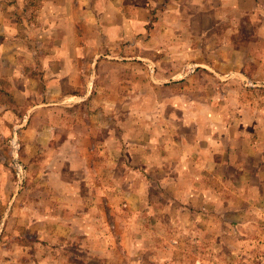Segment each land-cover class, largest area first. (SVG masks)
Instances as JSON below:
<instances>
[{
	"label": "rangeland",
	"instance_id": "1",
	"mask_svg": "<svg viewBox=\"0 0 264 264\" xmlns=\"http://www.w3.org/2000/svg\"><path fill=\"white\" fill-rule=\"evenodd\" d=\"M36 3L37 0L32 5ZM137 17L142 20V30L139 26L128 24L125 31L123 26L122 31H119L118 27L109 29L110 24L104 25L100 22L93 25L95 29L89 27L88 39L93 40L94 44L89 47L70 48L78 54L79 62L74 64L76 72L83 75L78 79H70L69 82H77L78 85H65V80L60 79L54 82L67 90L63 98L51 93L54 92L55 85L51 78L44 77L47 66H42L34 54H30L32 58L29 59L28 55L21 53V64L27 77L13 89L15 95L9 93L12 86L7 77L0 78V88H3L0 90V248L10 249L11 255L17 261L19 259L18 264H79L85 260H88L89 264H107L106 260L101 261V254L91 255L90 249L88 254L86 250L72 253L65 246L56 249V245L47 243L48 240L39 236L38 229L42 226V218H62L63 204L67 206L65 218L69 212H74V209L82 210V206L87 208L86 214H89V208L95 205L90 204L87 207L85 204H79L77 208L73 202L61 199L60 188L69 183L71 186L82 185V192L92 198H88V203H96V208L90 210L94 217L86 215V218H111L106 222L110 230H113V235L111 232L110 235L114 237L118 232L116 234L121 239L118 240L121 241V247L118 248L124 247L130 252L128 259L126 255L122 256L125 264H156L155 260L154 263L147 260L148 255L135 254L140 247L135 240L131 242L133 246L128 241L135 233V226L129 218H146L142 217L141 212H148V206L153 208L155 218H179L181 223L182 216H179L176 209L177 202L170 205V199L164 196L170 195L167 189L165 194L155 193L150 201L141 197L143 194L138 188L141 186V177L135 171L139 167L136 162H143L144 159L134 160V156H142V149L139 145H134L133 141H129L130 139H144L143 135L150 136L154 130V143L150 140L146 144L155 148L157 142L158 151L166 144L168 146L170 139L193 143L202 140L210 151L201 153V156L210 159L215 155L212 154L216 152L214 149L221 156H225L224 152H218L217 147L224 144L228 148L230 144L229 139L215 143V136L238 134L242 139L249 135L256 139L254 147L249 148L246 143L239 145L245 147V152H248V165L261 162L264 152V80L234 77L220 79L213 71L225 72L226 68L233 65L230 61L225 63L221 60L223 57L220 53L226 49L221 52V48L211 44L202 47L198 44V39L186 36L189 32L178 30L170 33L160 32L157 37L158 25L152 23L149 16L139 14ZM166 19L167 16L164 15L162 22H159L161 28H165L164 25L168 22ZM22 26L21 23L17 24L16 32L26 36ZM64 31L69 33L71 30L64 28ZM162 42L164 45L157 44ZM168 42L174 46L167 45ZM202 42L204 44L205 41ZM240 69L253 71V68L244 64ZM38 89V96H31ZM87 89L89 94L85 96ZM44 90L46 95L42 94ZM73 91L77 95L72 96ZM65 103L70 108L79 106L78 119L85 117L89 122V113L92 114L97 127L94 128L93 134L99 136L100 141L104 142L103 137L111 138L104 142L106 148L113 145L112 153L107 154L109 160H104V166L110 167V175L102 169L104 158L101 153L97 155L99 158L92 161L98 165V168L94 169L96 175L94 172L89 175V171L84 173L85 166L90 164V161L81 157L82 153L75 158L64 154V150L69 151L70 146L68 143H58L56 138L62 133L60 119L65 123L69 122V110L59 106ZM6 104L11 108L9 111L2 109L8 108ZM251 120L255 121L254 126H244ZM66 135L71 136L70 132ZM102 142H98L100 147L103 146ZM226 142L229 144H225ZM116 148L119 152L113 154ZM166 149L164 148V151ZM196 155L200 154L193 147L190 154V158L194 156L192 161ZM185 156L184 153L179 155L178 152H172L167 160L160 161V166L165 170L168 167L181 168V171L185 168L182 159ZM120 164L124 168L119 171ZM227 165L232 167L229 159ZM229 166L225 168L232 173L234 169ZM73 168L78 170L71 174L75 171ZM190 168L194 170L198 167L192 163ZM184 171L186 169L173 177L177 180L183 179L185 184L186 181L187 184H192L196 176L193 173L185 174ZM167 177L164 175L159 182H170ZM236 179L232 180L234 185L244 184ZM214 182L218 181H214L210 174L204 180L201 179V184L204 183L207 187L204 203L198 202V198L191 195L190 202L195 207L192 205L189 220H185L184 234L181 233L182 227L179 224L174 226V229L179 227L177 234L180 239L177 236L166 237L165 226L156 225L155 234L164 233L165 238L162 240L175 245L176 249L169 260L161 255L160 259L163 261L159 264H264L263 203H255L257 198L252 197L251 205L254 211L250 213L249 218L243 216L244 214L240 215L241 218L238 214L228 217L223 214L225 208L220 205V198L216 200L213 192L209 190L212 187L218 189ZM88 183L100 190L103 186L110 187L109 197L113 191L118 192V189H121V200L118 204L110 201V206L106 205L109 198L95 194L98 189L91 194L85 188ZM229 184L228 180L224 186L229 187ZM43 185L48 188L45 197H42L38 190ZM133 191L138 194L136 202L134 196L128 194ZM12 193L13 199L10 196ZM97 198L100 200L98 203ZM240 202L237 199L235 204ZM199 204L200 213L197 210ZM254 205H258L257 208ZM70 208L73 210L70 211ZM77 216L83 218L80 214ZM2 218L4 219L1 224ZM112 218H127L126 224L122 225ZM226 218L235 219L230 222ZM186 222H189V225H186ZM150 239L152 240L151 236ZM89 240L93 241L92 238ZM80 241L79 245L91 244V241Z\"/></svg>",
	"mask_w": 264,
	"mask_h": 264
},
{
	"label": "crops",
	"instance_id": "2",
	"mask_svg": "<svg viewBox=\"0 0 264 264\" xmlns=\"http://www.w3.org/2000/svg\"><path fill=\"white\" fill-rule=\"evenodd\" d=\"M34 1L0 0V78L7 77L10 81L12 90H9V93L12 96L14 94L13 89L21 81L26 80L25 78L27 77V73L23 70L21 64V60L23 61L21 53L24 52V55H28L29 59L32 58L30 54H34L33 56H35V59L41 61L42 66L46 64V75L44 77L47 79L51 78L53 84L60 79L65 80V85H78L77 82H69L70 79H78L83 75L76 72L77 68L74 64L79 62L77 58L78 54L70 48L92 46L94 43L93 40L88 39V31L89 27L93 29V25L97 22L104 25L105 23L110 24L108 26L109 29H117L118 27L119 31H122V26L124 28L123 31H125L128 24L140 27L142 20L137 17L139 14L149 16V20L158 25L156 27L157 37H159L160 32L165 31L166 33H170L178 30L189 32L186 36L198 39V44L202 45V47L211 44V46L221 48V52L223 49H226V51L220 53L223 57L221 60H224L225 63L230 61L234 66L226 68L225 72L213 71L218 78L226 79L234 77L236 79L254 78L264 80V0H37V3L32 5ZM164 15L167 16L166 20L168 22L164 25L165 28H161L159 22H162ZM19 23L23 25L21 29L26 33V36L16 32L17 24ZM64 28L71 31L69 33L65 32ZM202 41H205L204 44ZM113 44L115 45L116 43L114 42ZM157 44L164 45L163 42ZM167 45L174 46L170 42ZM91 60L93 63V59ZM202 60L200 61L204 62ZM86 61L89 62V59L86 58ZM243 64L248 68H253V71L241 70L240 68ZM10 84L7 83V86L10 87ZM54 85V92L51 93L63 98L67 90L62 89V86H59V84ZM2 89L0 88V90ZM46 91L48 92V89ZM46 91L44 90L42 94L46 95ZM74 91L72 92V96L77 95L76 91ZM38 93H40L39 89L31 96H38ZM87 93L89 94L88 89L85 91V96H87ZM6 105L8 108L2 109L9 111L11 108L8 104ZM67 105V103L59 105L61 108L69 110L67 114L69 122L65 123L62 118L60 119L59 126L62 127V133L56 138V141L62 144H69L70 150H64L66 156L69 155L71 158H75L78 157L79 153H82L81 157H85L90 161V164H86L84 169V173L90 172L89 175H91V172L95 174L96 170L94 169L98 168V165H95L92 161L95 158H99V153H101L103 155L102 158H104L102 159V169L110 175V167L104 166V160H109L107 154L112 153L113 145L108 146V148L104 145L111 138L103 137L105 143L100 141L98 139L99 136L93 134L94 128L97 127L94 124L93 116L91 117L92 114L89 113V122H87L85 117H81L83 120L81 118L78 119L77 109L79 106L77 105V108H70ZM249 125L254 126L255 121L246 122L244 126L248 127ZM67 132H70L71 136H67ZM77 133H80V135H77ZM153 133H155L154 130L150 136L147 134L143 135L144 139L141 140L138 138L129 140L133 141L134 145H139L142 149V156H134V160L143 161L144 159L143 162H136L137 165L139 163V167L136 168L135 173L141 177V186H138V188L143 194L141 197H145L147 201H150L155 193L165 194V190H169L170 195L164 196H168L170 205L173 202H177L178 206L176 209H178L179 216H182V222H179V218L153 217L155 212L146 203L149 208L148 212H141L142 217L145 216L146 218H129V221L135 226V233L128 238V241L133 246L131 242L135 240L138 247H140L135 251L136 255H148L147 260L153 263L155 260L157 261L156 264L163 261L160 259L161 255L167 257L168 260L169 257H173V253L176 251L175 245L162 240L165 238L163 234L165 233L168 238L173 236L181 238L177 234L180 231L179 227L174 229V226L179 224L182 227L181 233L184 234L185 220H189L192 205L195 207L190 202L191 195L196 196L199 200L198 202H205L207 187L204 186V183L201 184V179L204 180L209 174L214 178V181H218L214 182L218 186V189L212 187L209 190L213 192L216 200L220 198V205L222 204L225 208L223 211L224 215L233 217L235 214H238L241 218L244 214L243 216L249 218L250 213L254 211L251 205L252 197L257 198L254 201L255 203H263L264 205V152L260 164L254 165L251 163L248 165V152H245V147L239 145V143H246L247 147H254L256 143L254 137L246 135L247 138L243 137L240 139L238 134H233V136H223L222 134L219 137L215 136V143H222L226 139L230 140V144L229 142L225 143L229 144L228 148L224 144L217 147L218 152H224L225 156H221L214 149L216 152L212 153L211 151L210 153L215 155L210 159H204L201 153L210 151V148H207L206 143L202 142V140H199L198 143H193L191 141L179 142V140L170 139L167 142L168 146L167 144L164 146L165 149L168 147L166 151H164V148L158 151L157 142L155 148H153V145L149 146L146 144L150 140L151 143H154L152 141L154 138L152 137ZM234 138L240 140H235ZM98 142H102L103 146L100 147ZM193 147L200 154L199 156L196 155L197 159L195 158L194 161H192L194 156L190 158ZM101 148L102 152H100ZM153 151L156 152L153 153ZM67 152H70V154H67ZM118 152V148L113 150V154ZM172 152H178L179 155L184 153L186 155L185 158H182L185 168H182L181 171H179L181 168L168 167L165 170L163 166H160V161L167 160ZM228 159L232 167L227 165ZM192 163L198 168L192 170L190 168ZM226 166L234 169V171H231L232 173L228 172V168H225ZM123 168L124 166L120 164L118 169L120 171ZM73 169L75 171H72L71 174H74L78 170ZM185 169V174L193 173L196 176V180L192 184H187V181L185 184L183 179L177 180L175 178V174H181ZM164 175L168 176L167 179L169 178L170 182H159V179L163 178ZM235 179L243 181L244 184L234 185L232 180ZM228 180L230 184L229 187H226L224 185ZM85 188L91 194H93L95 189H98L94 192L95 194L106 195L109 198L106 202L108 206H110V201L118 204L122 197L121 189H118V192L117 190L113 191L109 197L110 187L105 188L103 186L102 190H100L88 183ZM47 189L46 185L38 189L42 197L46 196ZM41 192L44 194H41ZM128 194L134 196L135 202L138 200L136 192L133 191V193ZM87 195L82 192V185L76 186L73 184L71 186L70 183L63 184L60 188V197L62 196L61 199H64V201L73 202L77 208L79 204H85L87 207L90 204L95 205L89 208V214H86L88 211L84 206L81 207L82 210L70 208V211L73 210L74 212H69L70 214L65 218L67 206L63 204L62 218H42V226L38 229L40 238L48 240L47 243L49 244L56 245V249L65 246L72 253H80L81 250H86L87 254L89 253L88 249H90L91 255L101 254L103 257L102 262L106 260L107 264H125L126 261L122 256L126 255L127 258L130 252L124 247L118 248L121 247L119 245L121 241H118L121 239L116 234L118 232L115 233L114 237L110 235V232L113 235V230H110L106 222L111 220V218H86V215L94 217V214L90 210L96 208V203H93L94 201L88 203V198H92ZM10 196L13 199L14 193ZM102 197L104 199V196ZM1 198L2 196H0V200H2ZM6 199L8 200V198ZM232 199L236 200L232 201ZM237 199L241 201L239 204H235ZM96 200H98L97 203L100 201L98 198ZM257 206L254 205L255 208ZM200 209L199 204L198 213L201 212ZM78 214L82 215L83 218H79ZM3 219H1V224ZM112 219L122 225L126 224L127 220V218ZM226 219L232 222L235 218ZM157 224H163L165 230L168 229L164 230V233L155 234L154 230ZM186 225H189V222H186ZM148 235L152 237V240ZM91 238L93 241L89 240ZM80 239H83L84 242L91 241V244L94 245L86 243L79 245ZM123 240L126 241V239ZM150 241L152 243H149ZM11 254L12 251L10 249L0 248V264H18L19 259L17 261ZM150 257H152L151 260ZM165 257L164 259H166ZM93 261L95 260L93 259ZM22 264L25 263L22 262ZM79 264H89V262L85 260L79 262Z\"/></svg>",
	"mask_w": 264,
	"mask_h": 264
}]
</instances>
